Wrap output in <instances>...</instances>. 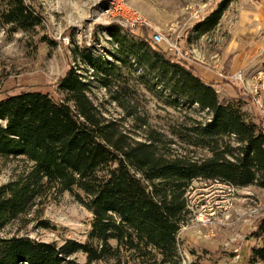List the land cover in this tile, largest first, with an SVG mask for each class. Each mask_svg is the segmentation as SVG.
<instances>
[{
    "label": "trees",
    "instance_id": "16d2710c",
    "mask_svg": "<svg viewBox=\"0 0 264 264\" xmlns=\"http://www.w3.org/2000/svg\"><path fill=\"white\" fill-rule=\"evenodd\" d=\"M220 17L221 11L213 14L209 26ZM41 26V16L25 0H0V27L10 34H31ZM108 29L116 45L134 38L115 25ZM136 38L138 49L148 55L144 62L134 59L160 79L163 95L195 104L210 116L189 130L194 138L185 141L206 148L210 157L160 150L163 136L155 132L143 141L133 139L102 116L73 68L57 85L63 100L31 92L5 97L0 100V161H19L24 171L0 187V233L6 222L32 212L51 192L71 194L93 221L82 244L57 247L0 235V264H79L70 259L79 252L86 257L83 264H182L177 235L189 220L184 195L192 182L220 180L236 189L264 190L259 120L243 111L239 100L221 104L212 84L189 64L168 56L164 46L153 45L145 33ZM251 235L264 236V217ZM251 260L264 262V248H253Z\"/></svg>",
    "mask_w": 264,
    "mask_h": 264
},
{
    "label": "rangeland",
    "instance_id": "374dc122",
    "mask_svg": "<svg viewBox=\"0 0 264 264\" xmlns=\"http://www.w3.org/2000/svg\"><path fill=\"white\" fill-rule=\"evenodd\" d=\"M117 1L148 23V26L137 25L132 29L134 38L125 39L121 45H116L108 29L114 25L116 12L112 4ZM25 2L41 16L42 26L31 34H10L0 27V100L21 92L41 93L55 101L63 100L57 85L73 68L88 85V97L102 116L116 121L133 139L143 141L145 136L155 132L163 136L158 143L160 150L170 147L177 154H188L193 159L210 157L206 148L189 147L185 142L194 138L188 131L199 123H206L210 116L195 104L163 95L160 79L134 59L136 55L144 62V56L148 55L138 49L136 37L145 33L150 41L153 30H159L178 40L182 58L168 54L176 62H185L202 72H224L231 56L234 58L244 51H253L250 58L259 55L256 45L264 18L261 20L257 13H264V0ZM218 11H221L218 24L209 26V18ZM106 72H109L107 78ZM216 93L219 102L226 105V98L232 91L224 94L216 89ZM239 103L247 112V99H239ZM165 139L174 144H165ZM22 171L24 168L19 161H0V187L15 180ZM201 181L191 184L200 186ZM260 190L254 186L237 189V201L230 218L222 220L209 239L198 233L201 230L209 234V230L191 228L192 215H189L188 223L178 232L179 248L186 263L264 264L251 260L253 248H264V236L256 239L251 235L259 220L244 215L255 204L264 203V190ZM92 221L93 216L71 194L51 192L32 212L6 222L0 235L30 238L57 247L71 241L82 244L87 241ZM238 248L239 259L235 260L234 251ZM70 259L79 264L86 261L80 252Z\"/></svg>",
    "mask_w": 264,
    "mask_h": 264
},
{
    "label": "built area",
    "instance_id": "2783aa9c",
    "mask_svg": "<svg viewBox=\"0 0 264 264\" xmlns=\"http://www.w3.org/2000/svg\"><path fill=\"white\" fill-rule=\"evenodd\" d=\"M112 6L116 12L114 25L121 32L130 33L137 25L148 26V23L137 12L124 8L120 5V2L117 1ZM151 41L153 45H163L166 51L176 58H182L183 54L177 39H173L159 30H153ZM224 79L231 83H236L240 87L244 96L247 97L256 109L258 120L264 132V72L258 71L252 76H247L240 70L224 77ZM201 182L200 186L191 184L185 192L184 199L186 209L192 215L191 222L193 223L191 228L209 230V234L198 230L202 238L209 239L214 236L216 226L221 224L222 220L230 218V214L234 210L237 201V189L220 180ZM246 214L260 221L264 217V203L255 204L244 215ZM178 253L181 263L187 264L179 247ZM234 255L235 260H238L239 248L234 251Z\"/></svg>",
    "mask_w": 264,
    "mask_h": 264
},
{
    "label": "crops",
    "instance_id": "0c3cea01",
    "mask_svg": "<svg viewBox=\"0 0 264 264\" xmlns=\"http://www.w3.org/2000/svg\"><path fill=\"white\" fill-rule=\"evenodd\" d=\"M257 15L259 18H261V20L264 18V13L262 12L257 13ZM261 27L262 31L259 37L260 40L256 45L257 49H260L259 55H257V57L250 58V56L253 54V51H250L249 53H246L245 51L241 52L234 58H232L231 56L227 60L226 70H224V72H202L193 68L205 83L212 84L218 91L224 94H230L232 91L230 97L226 98V102H232L233 99H240L242 101L244 99V95L242 93V90L236 83H231L227 80H223V75H230L240 70H242L247 76H252L258 71L264 72V22L262 23ZM247 102L249 105L247 111V113H249L248 115L258 119L256 109L248 99Z\"/></svg>",
    "mask_w": 264,
    "mask_h": 264
}]
</instances>
